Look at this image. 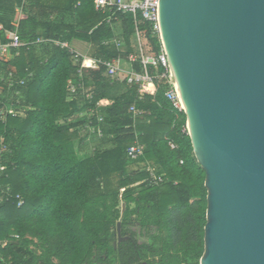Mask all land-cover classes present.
Here are the masks:
<instances>
[{
  "label": "trees",
  "instance_id": "16d2710c",
  "mask_svg": "<svg viewBox=\"0 0 264 264\" xmlns=\"http://www.w3.org/2000/svg\"><path fill=\"white\" fill-rule=\"evenodd\" d=\"M20 4L0 0L5 28ZM141 28L158 51L148 23ZM135 31L132 14L99 10L95 0H27L19 33L28 44L0 57V186L12 189L0 200V264H200L206 172L186 112L165 95L168 83H151L141 95L92 60L83 67L85 92L69 99L81 63L55 41L85 42L91 57L113 59L135 51ZM0 40L7 41L4 31ZM10 104L28 110L4 120ZM132 105L144 114L134 117ZM137 141L145 154L133 160L128 148ZM149 167L162 182L151 181ZM119 221L130 238L115 245Z\"/></svg>",
  "mask_w": 264,
  "mask_h": 264
},
{
  "label": "water",
  "instance_id": "95a60500",
  "mask_svg": "<svg viewBox=\"0 0 264 264\" xmlns=\"http://www.w3.org/2000/svg\"><path fill=\"white\" fill-rule=\"evenodd\" d=\"M158 13L206 172L200 264H264V0H160ZM117 235L130 238L121 221Z\"/></svg>",
  "mask_w": 264,
  "mask_h": 264
},
{
  "label": "built area",
  "instance_id": "2783aa9c",
  "mask_svg": "<svg viewBox=\"0 0 264 264\" xmlns=\"http://www.w3.org/2000/svg\"><path fill=\"white\" fill-rule=\"evenodd\" d=\"M27 0H21V4L17 6L16 15L12 22V27L7 29L0 23V31H4L7 41L0 40V57L9 59L12 55H19L21 49L26 47L28 43L23 42L20 38L19 27L20 21L24 15V9ZM159 2L160 0H95L96 8L103 11H111L112 13L121 12L132 14L135 22V44L133 52L127 57H119L113 59H101L93 58L87 53H84L75 48L72 43L67 41H55L57 45L62 48H68L70 53L74 56L76 61L81 63L78 70L80 79L75 81L69 80V99L76 98L81 92H85L84 82L82 80L83 67L86 63L92 60H96L102 63L106 67L107 74L111 78L122 79L123 76L129 85H135L138 87V91L141 95L147 91L149 85L158 80H165L168 83L166 90V97L171 101L175 108L184 110L182 98L179 87L174 81V74L170 64V60L162 39L161 26L159 20ZM107 22L112 23L111 17L107 18ZM148 23L149 30L152 36H157L160 40V47L158 51H154L151 42H149L147 31L141 28V23ZM41 40L38 39V42ZM105 43H109L106 41ZM113 43L121 50H124V43L118 38L113 39ZM138 66V69L136 68ZM12 73L10 74V76ZM32 75V74H31ZM12 77V76H11ZM11 79V78H10ZM22 83L24 81H21ZM14 85L13 79L10 80V86ZM88 97L92 94L88 93ZM0 104H2L0 102ZM20 105V101L17 102ZM28 107L23 105L16 107L14 104L2 107V117L5 120L8 114L18 115L27 112ZM131 111L134 117H138L144 114V110L131 106ZM86 128L94 132V128L91 122L86 124ZM188 128V126H187ZM100 130V129H99ZM101 134V130H100ZM172 148H176L173 142H170ZM5 145H2L0 149V158L3 153ZM145 154V146L137 141L135 144L128 148V156L137 160L143 157ZM183 163V161H181ZM5 170L4 166L0 167V173ZM150 179L154 183H160L163 180L161 175H158L154 167H149ZM4 197L8 200L12 197L11 186H0V200ZM21 199L20 195H17ZM22 204V201L20 202Z\"/></svg>",
  "mask_w": 264,
  "mask_h": 264
},
{
  "label": "rangeland",
  "instance_id": "374dc122",
  "mask_svg": "<svg viewBox=\"0 0 264 264\" xmlns=\"http://www.w3.org/2000/svg\"><path fill=\"white\" fill-rule=\"evenodd\" d=\"M73 46H74L75 48H77L78 50L84 52V53H87V52L90 50V46H89V44H87V43H85V42H81V41H80V42H75V43H73ZM121 78L123 79L124 77L122 76ZM122 89H124V87H123V86H120V87H119V90H118V91H115L113 94H116L117 92H118V93L121 92Z\"/></svg>",
  "mask_w": 264,
  "mask_h": 264
},
{
  "label": "flooded vegetation",
  "instance_id": "af4514ba",
  "mask_svg": "<svg viewBox=\"0 0 264 264\" xmlns=\"http://www.w3.org/2000/svg\"><path fill=\"white\" fill-rule=\"evenodd\" d=\"M119 243V240H118V235H117V240L115 241V245Z\"/></svg>",
  "mask_w": 264,
  "mask_h": 264
},
{
  "label": "bare ground",
  "instance_id": "6f19581e",
  "mask_svg": "<svg viewBox=\"0 0 264 264\" xmlns=\"http://www.w3.org/2000/svg\"><path fill=\"white\" fill-rule=\"evenodd\" d=\"M184 102V100L182 99V103ZM183 107H185L184 103H183Z\"/></svg>",
  "mask_w": 264,
  "mask_h": 264
},
{
  "label": "crops",
  "instance_id": "0c3cea01",
  "mask_svg": "<svg viewBox=\"0 0 264 264\" xmlns=\"http://www.w3.org/2000/svg\"><path fill=\"white\" fill-rule=\"evenodd\" d=\"M12 58V55L9 57V59H11Z\"/></svg>",
  "mask_w": 264,
  "mask_h": 264
}]
</instances>
